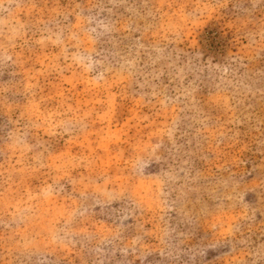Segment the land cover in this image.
<instances>
[{"label":"rangeland","instance_id":"obj_1","mask_svg":"<svg viewBox=\"0 0 264 264\" xmlns=\"http://www.w3.org/2000/svg\"><path fill=\"white\" fill-rule=\"evenodd\" d=\"M0 264H264V0H0Z\"/></svg>","mask_w":264,"mask_h":264}]
</instances>
